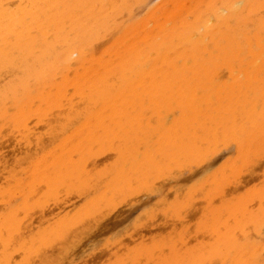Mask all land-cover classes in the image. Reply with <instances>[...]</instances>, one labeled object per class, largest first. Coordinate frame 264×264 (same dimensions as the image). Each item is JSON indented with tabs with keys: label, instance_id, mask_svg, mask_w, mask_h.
I'll use <instances>...</instances> for the list:
<instances>
[{
	"label": "bare ground",
	"instance_id": "bare-ground-1",
	"mask_svg": "<svg viewBox=\"0 0 264 264\" xmlns=\"http://www.w3.org/2000/svg\"><path fill=\"white\" fill-rule=\"evenodd\" d=\"M173 110L178 117L166 121ZM73 124L78 127L72 133L69 129L71 135L60 136L58 152L38 155L43 141L56 139L58 132ZM229 140L237 148L241 166L251 158L264 157V0H0V150L6 141L14 146L11 168L1 160L5 155L0 152V199L29 201L42 189L48 198L60 192L86 195L94 191L99 195L91 192L93 198L96 194L100 202H112L117 194L128 193L125 190L132 189V183L147 181L152 171L157 174L178 166ZM15 147L20 148L18 153ZM22 147L35 159L22 153ZM107 149L115 153L116 161L96 170L95 153ZM26 157L29 165L33 160L30 171ZM20 162L26 169L20 168ZM228 167L232 172L236 168L235 164ZM27 170L30 174L21 179ZM226 174L214 172L211 179L218 183ZM259 194L258 211L252 210L256 202H246L255 213L248 212L241 200L235 207L222 205L231 218L221 215L225 219L218 218L223 222L213 220L215 233L221 235L223 247L215 252L222 264H264L261 242H248L251 234L245 231L251 223L256 234L263 232L264 191ZM16 206L7 209L8 214L2 211L7 215L0 219L4 246L16 241V236L27 244L15 217ZM228 218L242 231L245 242L239 244ZM220 227L224 232L216 231ZM178 250L171 254L175 264H190L195 258L200 262L205 256L201 248L204 252L196 250L199 254L194 251L193 255ZM166 258L156 263L168 264Z\"/></svg>",
	"mask_w": 264,
	"mask_h": 264
},
{
	"label": "rangeland",
	"instance_id": "rangeland-1",
	"mask_svg": "<svg viewBox=\"0 0 264 264\" xmlns=\"http://www.w3.org/2000/svg\"><path fill=\"white\" fill-rule=\"evenodd\" d=\"M175 111L176 110H173V112H172L173 114L169 112L170 115L172 114V116H170L169 114L166 115L167 116L166 121L168 120L167 118H170L168 120V122H169V121H172L171 117H173V119L178 117V114H176L177 111L176 112ZM174 113L177 116H175ZM168 116H170V117H168ZM74 124L76 125L77 123L75 122ZM74 124L65 130V131H67L66 132L67 134H64L65 131H63V133L61 132L62 134L60 132H58V134H56V136L58 135L57 137L59 139L55 136L56 139L51 140L52 142L51 141L50 142L43 141L44 143L42 145V152L39 151L38 155L44 154L48 151L58 152L57 148H59L61 141H62L60 139L64 138L65 135L68 136V134L70 132L72 133L78 127V125L75 127ZM69 129L70 130L72 129V130L69 132ZM71 133L69 135H71ZM5 144H6V147L3 144L2 149L0 150V152H2L1 155H5V156H3V159H1V160L7 161V163H5V165L6 164L8 165V163L10 165V164H12V159H11L12 155H10V154H12L11 152H12V149L14 148V146L10 144V141H6ZM3 147H5V148H3ZM17 149H18V151L20 150V148L17 147L13 151H15V153H18V151H16ZM21 149H22L21 150L22 153L26 152V151H23V147ZM3 150L4 151L10 150V151L9 152L5 151V154H4ZM236 150H237V148H236L235 144L232 142L230 143V140L228 142L227 141H225L223 143L220 142L214 148H212L208 153L198 156L199 158L195 157V158H192L193 160L189 159V161L188 160H186L184 162L181 161L178 166L175 165V167L172 166L169 169H164L163 172L161 171L160 173L157 171L158 172L157 174H155L156 170L152 171L151 174H149L150 176L147 175V181H145L144 183L142 182L143 184L138 183L139 185L132 183V189L125 190L128 193L124 192L123 195L121 193L117 194L116 195L117 198H115L112 202H111L112 199L108 200L109 196L107 197L108 202L107 201H101L100 202L99 197L97 198V195H99V194H97L98 192H94V191L86 192V193H88L86 195H85V192L84 193L78 192V194L75 192L74 193L71 192L72 194L66 193V192H63V193L60 192V193L56 194L53 198L52 197L48 198L44 194L45 191L42 189H41V191L38 190L39 193H37L36 196L34 195L35 198H33L34 197L33 196L31 199H29V201L25 200L22 197L14 198V201H15V199L17 200L15 202L13 201V199H11V200H7L8 198L0 199V203H1L0 204V214H1L0 219L3 220V218L5 216L7 217L5 212L9 211L10 209L12 210L11 207H15L17 205L16 210L14 208H13V210L15 211V217H16V215H18L16 217V218H18L17 221H19L21 223L20 224V231H21V233H23V231L26 233V234L23 233V235L25 234V236L27 237L28 240H29V238H31V241L28 242L26 237L23 236V237H25L24 240H26L25 243H27L24 245L26 247L28 246L27 249L22 244V242L18 241L19 239L17 236L14 239L16 241H14L13 243L18 242L17 244H19L21 247L17 246L16 243L13 245V243L10 242L11 245L7 244L8 247L11 246V247H9L10 248L9 249L7 247V245L4 246L0 242L2 245V246L0 245V251L4 250L3 252L1 251V253H4V255L0 254L1 256L3 255L2 257H0V261L2 260L0 262V264H12L13 261H14L13 264H16L18 262H20L22 264V262H24L25 260H27V261H25L24 264H27L26 262H28L31 258H32L30 260L31 262L29 261L28 264H34V263L35 264H45V259L47 260V264H131V260H129V259H132V264H135V261H136V264H146V262H147V264H152V263L155 264L157 261L162 262L164 260V257H166V255H167L166 260L168 259L167 262L169 261L170 263L175 264L171 261V258H172L171 254L173 255V252H175V250H177V249H179L178 250L179 254L181 252L183 254H188V252L189 253L191 252V255H193L192 252H194V251H195L194 253H196V250L200 254L205 251V253H202L203 255H205L204 256L205 258L204 257L201 258L200 262L197 261V260H199L198 258H195V261L193 260V262L190 264H196V261H197V264H202V263L203 264H205V263L206 264H222L221 259L220 258L218 259L217 252H215L217 248L221 247L220 242H219V239H220L219 237H221V235H217L220 233H215L214 225L212 222L215 223V221H217V219L219 220V218H222L224 220L225 218L229 217V214H228V216L226 215L228 212L226 210H224L225 205L231 204L230 207H232V205L235 204L234 205V207H235L236 204L239 203L241 200L242 201L245 200V202L243 201V205L247 206V211L252 208L251 203L256 202V204L253 203L254 206H253L252 210H255L257 208L255 211H258V208L261 205V203L259 202V197H258L260 195L259 192L261 193L264 191V187H263L264 186L263 185V181H264V157L259 156L260 157L259 159L257 157L258 160L256 158H255L256 160L254 158H251V160L246 165L241 166L240 165L241 163L238 160ZM6 154H8L9 156ZM21 154H20V156H23V159H24V157H25L24 154H22V155ZM29 154L30 153H28V155ZM31 154H32V152H31ZM95 154H96V156H94V158H93V159H95L94 160V164H95L94 166L95 167L94 166L93 167L96 170L108 168L110 165L114 164V161H116V159H117V157L115 156V153H113L110 149H107V151H105L103 153L97 152ZM25 155H27V152ZM32 155H35V152ZM29 156L32 157L31 155H29ZM6 157H7V159L5 160L4 158H6ZM27 158H29V157H26V160H27L26 162L28 164ZM32 159H35V157L34 158L32 157ZM32 161H30L31 162L30 165L33 166ZM21 163L23 164L24 162H20V166H21ZM27 164H25V167H27L29 165V164L28 165ZM232 164H235V166H236L234 172L229 170V167H228ZM7 165H6V167H8V168H11V166H12V165L7 166ZM20 168H22L23 170L26 169V168H24V165H22ZM31 168H32L31 166L28 167L29 171L31 170ZM221 170H224L227 173L226 174L227 180L221 179V181L218 183L212 181V180H214V178L211 179L213 177L212 174H214V172L218 173ZM26 172H27V173H25L26 175L24 173L22 174V176L20 175L21 179H22V177L26 179V177L30 174V172H28V170ZM150 177H152V178H150ZM250 181H251V183H250ZM131 182H132V180H131ZM134 185H135V187H133ZM215 188H217V189L215 190ZM255 189L257 190L258 193L257 192L254 193L256 191ZM209 190H211V191H209ZM220 190L224 191V192L222 191L224 196L221 194ZM252 190H253V192H252ZM91 192L96 193L97 195L94 194L96 197L94 196V198H93L92 197L93 193L91 194ZM42 193L44 196L42 195ZM80 193H81V195H79ZM38 194H40L41 196L39 197ZM64 194H67V196H65ZM69 194H71V195H69ZM120 194H121V196H119ZM256 194H258L257 195V198H258L257 201H256L257 198L254 196ZM63 195H64V197H63ZM209 195H211V196L213 195V197L211 198ZM59 196L61 197V199ZM247 196H250V197L247 198ZM252 196H254V197H252ZM57 197H59L58 198L59 200L57 199ZM251 197H252V199L253 198L254 199L250 200ZM89 198H92L93 200L89 199ZM21 199H23V202H21L22 201ZM95 199H97L98 201L97 200L95 201ZM237 199H239V201ZM88 200H90V201H88ZM91 200L93 201V203ZM44 201H46V203H44ZM53 201L54 202L57 201V202L54 203ZM235 201H237V202L234 203ZM242 201H241V203H239L240 205L242 204ZM248 201L249 202L251 201V203L246 205V202L248 203ZM104 202L109 203L110 205L109 204L104 205ZM9 203L13 206L10 207ZM38 203H39V205H38ZM34 204L36 207L34 206ZM24 205L27 206V208H25ZM28 205H29V207H28ZM86 205H87V207H86ZM222 205H224V207H222ZM258 205H259V207H256ZM21 206H23V208H25V209L23 210L21 208ZM88 207H90V208L87 210ZM208 207H209V209H208ZM210 207L213 208L212 209L213 211H211ZM29 208H30V210H29ZM31 208H32V210H31ZM93 208L96 210V213H94L95 210ZM7 209H9V210H7ZM19 210H20V212H19ZM77 210H78V212H77ZM223 210L226 213L225 212L223 213L222 212ZM252 210H249L248 212H250V211L252 212ZM2 211H5L4 214ZM16 211H17V213H16ZM175 211L177 214L174 213ZM207 211H208V213H207ZM209 211H211L212 213L210 212L211 213L210 214ZM9 212H7V214ZM216 212H217V214H216ZM218 212H219V214H218ZM252 213H255V212H252ZM25 214H26V216H25ZM71 214H74V215L71 216ZM84 214H86V215H84ZM207 214H209V215H207ZM2 215L4 216L3 218H2ZM205 215H207V216H205ZM221 215H223L224 217L226 216V217L225 218L223 216L221 217ZM208 216H210V217H208ZM218 216H219V218H218ZM229 218H231V217H229ZM229 218L227 219L228 220V227L233 225V227H231V228H234L235 227V224L233 223L234 220L233 219L229 220ZM21 219L24 221H22ZM60 220H61V223H60ZM74 220L75 221L77 220L78 222L76 221V223H74L75 222ZM207 220L211 221V222L209 221L210 222L209 223L210 228H209V224H208ZM213 220H215V221H213ZM223 220H219V221L223 222ZM66 221H68V222H66ZM263 221H264V219L262 220V222ZM55 222L57 223V225H60V226L55 225L54 224ZM79 222H82V223L79 224ZM229 222H230V224H229ZM64 223H66V224H64ZM73 223H74V225H73ZM201 223H202V225H201ZM1 224H2V222L0 221V225ZM76 224H78V225L76 226ZM206 224H208V225H206ZM249 224H250V227L253 228V225L251 226V223H249ZM262 225H263V227H262L263 232L261 233V235H264L263 234L264 233V230H263L264 229V222ZM66 226H68V227H66ZM247 226H249V225H246V228H245V231L247 232L246 234H249V233L251 234V235L247 236V240L248 239H250L251 241L255 240V242L252 241L254 243H257V242L260 243L261 242L260 248L263 247L261 249H263V255H264V246L262 244V242L264 241V236H261V235L259 236L258 234H256L257 231L253 230L254 228L251 230V228L247 227ZM95 227H96V229H95ZM25 228H26V231H25ZM43 228H45L46 233L45 232L41 233V232H43ZM48 228L51 229V231H52V229L55 231H53L51 233V231ZM56 229H61V230H56ZM91 229H92V231H91ZM207 229H209V230H207ZM211 229H213V230L211 231ZM219 230L224 232V229L222 227H220V229L218 228V230L216 229L217 232ZM2 231H4V230H2ZM57 231L59 233L61 231V233L59 234ZM89 231H91V232H89ZM221 231H219V232H221ZM27 232H28V234H27ZM47 232H49V233H47ZM236 232H237V239H238L239 244L243 243V241L245 242L246 239H243L244 238L243 234H241L242 231L234 228V233H236ZM40 233L42 235L45 234V237L42 240L39 238L41 235ZM65 233H66V235H65ZM211 233L213 234V236L210 235ZM2 234H3L4 238L7 236V233L5 231ZM36 235H39V237L37 238ZM49 235H51V236H49ZM61 235H62V237H61ZM71 235L77 236V238L74 236H71ZM253 235H255L256 237L258 235V237L256 238ZM33 237H34L35 241L32 243ZM253 237L256 239H254ZM52 238H54L55 240ZM56 239L58 240L57 242H55ZM250 240H248V242H250ZM30 242L32 245L30 244ZM49 242L52 244H50ZM38 243L41 244V246H39V248H38V245H39ZM209 243H210V245H209ZM214 243L218 246V247H215V250H214L213 246H216V245ZM29 244H30V246H29ZM42 244L43 245L45 244L46 246H43ZM58 244H61V245H58ZM172 244H173V246H172ZM261 244H262V246H261ZM15 245L17 247L21 248V249L18 248V250H20V251H18L16 249V247H14ZM47 245H48V247H47ZM176 246H178V248ZM183 246H184V249H182ZM1 247H3V248H1ZM42 247H43V249H42ZM160 247L163 250H161ZM206 247L209 249H207ZM11 248H15L16 250L13 251V249L11 250ZM28 248L30 250L32 248H34V251L31 250V252H33V254L30 252V250ZM37 248L40 250H38ZM200 248L204 251H199ZM168 249H170V253H169L170 255H168V253L166 254ZM171 249H174V250L171 251ZM185 249H186V251H185ZM5 250H8L9 253H7ZM10 251H12V252H10ZM36 251H38V252H36ZM145 251H147V252H145ZM5 252L7 253V255H10V256H7ZM34 252H36V254ZM155 252H157V253H155ZM10 253H12V255L16 253L15 255H13L14 260H12V257H11L12 255ZM143 253L145 254L146 257L149 256L148 257L149 259L147 258L149 261L147 259H146L147 261L144 260V258H146V257L144 256ZM161 253H163V254H161ZM199 253H196V254H199ZM212 253H213V255H212ZM164 254H166V255L164 256ZM207 254H210L211 257L207 256V258H206ZM214 254H216L217 256ZM26 255H27V257H26ZM38 255L40 256L39 258H38ZM151 255H152V257H150ZM162 255L164 257H162ZM4 257H6V258L4 259V262H3V259H1V258H4ZM21 257H22V260H23V257L25 259L22 261L20 259ZM124 257H127V259ZM40 258L44 261V263ZM122 258L126 259V261H124ZM210 258L213 260L211 261ZM158 259H160V260H158ZM37 260H39V261L41 260V262H39ZM137 260H139V262ZM151 261H152V263H151ZM123 262H126V263H123ZM148 262H150V263H148ZM161 262H159L158 264H160ZM169 262H168V264H169ZM20 263H18V264H20Z\"/></svg>",
	"mask_w": 264,
	"mask_h": 264
}]
</instances>
